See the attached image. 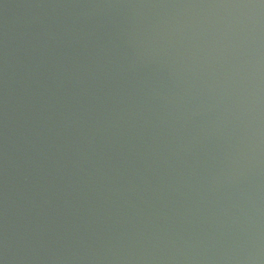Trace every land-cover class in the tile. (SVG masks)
<instances>
[{
	"label": "water",
	"instance_id": "obj_1",
	"mask_svg": "<svg viewBox=\"0 0 264 264\" xmlns=\"http://www.w3.org/2000/svg\"><path fill=\"white\" fill-rule=\"evenodd\" d=\"M0 264H264V0H0Z\"/></svg>",
	"mask_w": 264,
	"mask_h": 264
}]
</instances>
